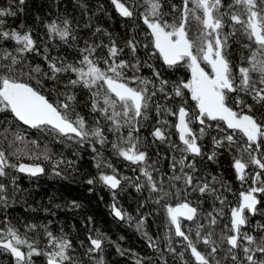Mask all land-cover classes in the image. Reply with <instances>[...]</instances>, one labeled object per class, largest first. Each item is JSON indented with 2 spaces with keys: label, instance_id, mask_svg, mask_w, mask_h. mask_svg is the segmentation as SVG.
<instances>
[{
  "label": "snow or ice",
  "instance_id": "6c2138e0",
  "mask_svg": "<svg viewBox=\"0 0 264 264\" xmlns=\"http://www.w3.org/2000/svg\"><path fill=\"white\" fill-rule=\"evenodd\" d=\"M110 2L121 17H134L135 4H128L127 0ZM25 4L26 0H13L8 7L0 8V41L10 45L0 48V112L8 111L15 120L32 128L51 129L61 138L76 139L77 143L82 144L92 137L96 143L105 145L107 137L99 126V120L96 121L95 127L89 129L86 118L74 108L77 97L73 89L77 86L88 89L91 93V111L102 116L108 122V131L116 136V140L111 144L115 155L136 165L143 177V180L137 177L134 182L129 177H120L112 163H96L98 175L88 179L87 184L100 183L112 192L113 203L109 207L114 218L129 222L133 220L131 214L116 202L117 190L122 188V181H127L136 192L147 189L149 197H155L153 202L162 205L168 224L174 228L175 236L186 242L196 264H264V235L257 237L242 231L249 223V214L255 215L260 211L258 205L261 201L256 193H264V180H261V176H264V112L259 118L254 114L264 109V0H231L229 4H225L224 0H182L180 6L171 4L172 13L178 14L171 22L163 18L161 0H144L146 7L140 13V19L147 27L148 42L142 45L145 52L150 57L158 54L157 58L169 69L183 62L191 73L190 79L171 82V85L163 78L159 69L138 58L141 44L135 37L128 39L121 48L111 33L101 27H97L92 35L107 36V44L103 40L100 43L85 40L84 47H77L76 44H70V41H78V37L73 34L71 21L64 19L61 23L53 19L45 24L48 43L41 52L30 29L23 30V25L19 29L8 28L3 19L8 16L15 17L18 12H23ZM193 22L196 25L195 35L190 28ZM226 26L231 31L225 32ZM90 27V24L85 25V28ZM238 32H242L250 43L243 45L249 52L246 57L242 56L247 66L242 63L236 73L230 60L229 41L230 37L236 36ZM56 39L74 48L79 58L69 62L59 54L52 55L49 44ZM101 48L106 49L104 57L97 55L98 49ZM125 50L131 55V61L121 58ZM33 53L41 56L45 66L37 64L31 67L26 75L41 87L50 82L51 91L57 94V103L50 102L39 88L24 82L16 75L27 54ZM201 62L210 68V72L201 66ZM101 63L103 67L100 66ZM144 66L152 70V79L126 75L125 70L138 73ZM65 74H74V78H69L64 83L62 77ZM185 90L195 102V112H190L186 106ZM229 93L234 95L232 104L241 109L240 111L234 110L229 103ZM158 94L164 103L153 105V98ZM61 96L63 99L59 98ZM245 97H251L253 103H246ZM173 101L175 107H170L168 102ZM152 106L155 107L157 116L164 113L176 117L174 127L180 145L171 143L167 135V120L158 119L157 126L151 131L154 141L167 142L174 151L181 153L180 159L173 157L169 165L170 175H157L160 173V169L155 166L157 162L148 163L147 150H142L140 138L135 135L140 131L142 122L148 120V112ZM208 121L216 122V130L219 133L212 137L214 150L207 156L209 161L216 160L215 149L224 147L226 143L229 150L235 149L238 153L232 161V168L238 180L245 181L248 175L246 169L250 165L260 170L252 177L253 186L247 191H241L239 203L230 208L229 224L224 225L226 231H222L215 239L213 226L218 224V217L224 216L223 206L226 204V198L219 192L217 184L220 189H231L215 175L208 174L210 179L207 176H197L195 161L189 159L204 155L199 141L212 127ZM196 122L200 125L198 132L192 127ZM221 122L226 128L221 126ZM124 128L128 129L126 136L122 133ZM4 131L8 133L9 129ZM11 135L14 140L9 141L10 145L24 141L18 131ZM238 135L243 138L242 144L237 141ZM31 143L36 145L37 142ZM93 151H96L95 147ZM22 152L23 149L16 148V151L6 154L0 148V177L8 175L6 169L9 167L31 176L45 171L39 164H9L8 155ZM43 158L48 160L51 157L45 151ZM61 163L72 167L71 161H56L54 173L57 176L62 174L56 170ZM102 168L111 171L106 172L101 170ZM189 190L198 191L201 195H211L221 204L219 209L213 207L207 212V228L204 224H197L195 241L182 230L181 223L182 219L196 223L200 215L198 208L186 199L190 195ZM5 191V184L0 183V203L6 205ZM173 196L185 199L175 204L167 203ZM143 206L142 202L140 207ZM71 207L78 208L80 205L72 201ZM144 228L145 217L141 216L136 221V230L147 238L148 246L155 249V240ZM257 228L264 232V224L258 223ZM96 231L95 236H88L89 247L86 255L94 260V264H105L104 257L100 254L103 252L106 237L99 230ZM47 236L49 245L53 248L52 251L43 253L47 257V264H78L70 254V240L64 237L57 239L51 232H47ZM200 242L210 251H200L197 247ZM22 245L29 249L27 253L21 250ZM225 245L227 248L223 259L218 258L217 253ZM0 249L10 253L15 259V264H31L32 256L40 254L32 243L21 238L10 226L6 230L0 229ZM116 251L120 255L125 254V250L118 244ZM168 251L174 253L176 250L169 247ZM92 254H97L98 259ZM180 255L183 259V253ZM136 264H144L143 259L138 258Z\"/></svg>",
  "mask_w": 264,
  "mask_h": 264
},
{
  "label": "trees",
  "instance_id": "16d2710c",
  "mask_svg": "<svg viewBox=\"0 0 264 264\" xmlns=\"http://www.w3.org/2000/svg\"><path fill=\"white\" fill-rule=\"evenodd\" d=\"M224 2L229 4L231 0H224ZM12 3L13 0H0V8L8 7ZM127 3L135 4L136 6L133 18L121 17L115 11L110 0H26L23 12H18L15 17L8 16L3 19H5L6 27L8 28L19 29L23 25V30L30 29L41 52H43L44 45L48 43L45 24L53 19L61 23L64 19L71 21L73 34L78 37V41H70V44H76L77 47H84L85 40L95 43H100L103 40L107 44V36L102 34L92 35L97 27H101L111 33L121 48L125 46L128 39L135 37L141 44L138 58L142 62L147 61L148 64L159 69L163 78L168 80L170 85L171 82L190 79L191 73L185 63L182 62L177 67L169 69L157 58L158 54L151 57L147 55L142 47L144 43L148 42V37L146 36L147 27L140 19V13L145 10L146 5L144 0H127ZM161 3L164 13L163 18L171 22L178 16V14L172 13L171 4L174 3L180 6L182 5V0H161ZM88 24L91 27L85 28V25ZM190 28L192 34L195 35V22L190 25ZM224 31L228 32L231 29L226 26ZM229 42L233 71L238 73V68L242 63L247 66L246 61L242 60V56L246 57L249 52L248 49L243 48V45L250 43V41L242 32H238L236 36L230 37ZM9 46L0 41V48ZM49 48L52 55L59 54L66 57L69 62H74L79 58L78 52L74 48L64 45L58 39L49 44ZM97 55L104 57L106 49H98ZM121 58L132 60L127 50L121 54ZM37 64L42 67L45 66L41 56H37L34 53L27 54L26 60L16 73L17 77L39 88L49 98L50 102L57 103L58 97L56 93L51 91L52 85L50 82L41 87L35 80L28 79L26 74L31 67ZM202 65L206 71H209L204 63ZM100 66L103 67V63ZM125 71L129 77L137 75L153 78L152 70L146 66L142 67L138 73H133L131 70ZM69 78H74V74H65L62 80L66 83ZM149 87L151 88V85ZM61 91H63L62 87ZM73 91L77 97L74 104L75 111L86 118L89 129L95 127L96 121L99 120V126L104 130V134L107 137L105 145L96 143L92 137L82 144L77 143L76 139L61 138L51 129L40 130L27 127L15 120L10 112H0V148L6 154L16 151V148L23 149L22 153L8 155L9 164L18 165L21 162H29L40 164L45 169L38 176L23 175L11 167L6 169L8 175L0 177V183L5 184L6 191L4 195L7 198L6 205L0 203V229L6 230L9 226L14 228L21 238L27 239L38 249L40 254L32 256L31 264H47V257L43 253L53 250L52 246L49 245L47 232H51L57 239L64 237L72 242L70 254L78 264H94V260L90 259L86 252L89 247L88 236H95L97 234L96 230H99L106 237L103 252L100 254L103 255L105 264H136L138 258L143 259L144 264H196L190 250L187 249L186 242L182 238L176 237L174 228H171L168 224L166 211L162 205H157L153 202L155 197L150 198L147 189L136 192L135 188L131 187L127 181H122V188L117 190L116 202L133 217V220L129 222L120 221L111 214L109 206L113 203V195L109 189L100 183L95 185L87 184L88 179L98 175V170L95 167L98 161L112 163L120 177H129L134 182L137 177L140 180H143V177L140 175L136 165H132L115 155L111 144L116 140V136L108 131V122L99 114L91 111V93L89 90L82 86H77ZM93 91H96V89H93ZM59 98L63 99L62 96ZM229 98V103L234 110L240 111L241 109H237L232 104L235 99L234 95L229 93ZM184 99L187 100L186 106L190 112H195V102L191 100L190 94L186 90ZM245 101L248 104L253 103L251 97H245ZM156 103H164L160 99L159 94L153 98L152 104ZM168 104L170 107H175L174 101L168 102ZM256 107L259 108V106ZM243 111H247V109H243ZM262 112H264V109H260L254 114L259 118ZM70 115L74 116L73 113H70ZM148 117V120L142 122L140 131L135 135L140 138L142 150H147L148 163L157 162L155 166L160 169V173L157 175L164 173L170 175L169 165L173 157L180 159L181 153L174 151L167 142L154 141L151 131L157 126L158 119L167 120V135L171 143L180 145L174 127L176 117L164 113L161 116H157L154 106L150 108ZM207 123L211 124L212 127L199 141L204 155L201 157H190L189 159H194L195 161L197 176L201 178L207 176L210 179L211 177L208 174L215 175L226 182L227 188L231 189L230 191L220 189L219 184H217L219 192L226 198V204L223 206L224 216L218 217V224L213 226L216 234L214 236L215 239L218 238L222 231H226L224 225L229 224L230 208L239 203L241 191H247L253 186L252 177L255 172L260 170L250 165L246 169L248 175L245 181L238 180L232 168L233 158L238 153L235 149L229 150L226 143L224 147L215 149L217 153L216 160L209 161L207 156L214 150L212 137L219 135V133L216 130V122L208 121ZM221 126L224 127L222 122ZM192 127L198 132L200 125L196 122L193 123ZM5 129H9V132L5 133ZM17 131L24 137V141L10 145L9 141L14 140L11 133ZM127 131V128L122 129V133L125 136ZM32 141H36V145H33ZM237 141L241 144L244 142L239 135L237 136ZM93 147H95L96 151H93ZM45 151L51 157L48 160L43 158ZM58 160L72 162V167H69L67 163L59 165L56 170L62 173L60 176L54 173V167ZM101 170L111 171L107 168H102ZM164 178L167 180V176ZM261 180H264V176H261ZM178 186L183 187L181 184H178ZM172 191L174 192L175 189ZM189 191L190 195L186 199L198 208L200 215L196 223L184 220H181V223L182 230L195 241L197 224H204L207 228L208 221L205 218L207 212L211 211L213 207L219 209L221 204L211 195H201L198 191ZM256 195L258 200L261 201L258 205L260 211L255 215H249V223L242 231L259 237L264 235V232L259 231L257 228L258 223L264 224V193H256ZM181 199H185V197L173 196L166 202L175 204L180 202ZM72 201H76L80 207H71ZM142 202L144 206L141 208ZM141 216L145 217L144 230L156 242L155 249L150 248L147 238L136 230V221ZM33 225L35 227H31ZM169 239L171 243H169ZM109 241L115 243H110ZM116 244L122 250H125L124 255H120L116 251ZM20 247L25 253L29 250L26 245ZM169 247L174 248L176 251L174 253L169 252ZM197 247L202 252L210 251L202 242L198 243ZM226 248L227 246L225 245L217 253L218 258L223 259ZM181 253H183V259L181 258ZM92 255L98 259L97 254ZM0 264H15V259L8 252L0 249Z\"/></svg>",
  "mask_w": 264,
  "mask_h": 264
},
{
  "label": "water",
  "instance_id": "95a60500",
  "mask_svg": "<svg viewBox=\"0 0 264 264\" xmlns=\"http://www.w3.org/2000/svg\"><path fill=\"white\" fill-rule=\"evenodd\" d=\"M18 122H20V121H18ZM176 122V121H175ZM22 125H24L22 122H20ZM24 126H27V127H30V126H28V125H24ZM225 128H226V126H224ZM176 131V130H175ZM179 138V137H178ZM21 163H23V164H26V165H35V164H28V163H24V162H21ZM21 163H19V164H21ZM18 164V165H19ZM17 165V166H18ZM40 165V164H39ZM41 166V165H40ZM18 173H20V174H23V175H28V176H31V175H29L28 173H21V172H19V171H17ZM38 175H40V174H38ZM37 175V176H38ZM183 220V219H182ZM184 221H186V220H184ZM9 255L11 256V254L9 253ZM12 257V256H11ZM13 258V257H12ZM14 259V258H13Z\"/></svg>",
  "mask_w": 264,
  "mask_h": 264
},
{
  "label": "flooded vegetation",
  "instance_id": "af4514ba",
  "mask_svg": "<svg viewBox=\"0 0 264 264\" xmlns=\"http://www.w3.org/2000/svg\"><path fill=\"white\" fill-rule=\"evenodd\" d=\"M115 9V8H114ZM116 11V10H115ZM203 63H201V66L203 67V65H202ZM206 65V64H205ZM206 67L208 68V70H209V72H210V68L206 65ZM178 135V134H177ZM249 215H251V214H249Z\"/></svg>",
  "mask_w": 264,
  "mask_h": 264
},
{
  "label": "bare ground",
  "instance_id": "6f19581e",
  "mask_svg": "<svg viewBox=\"0 0 264 264\" xmlns=\"http://www.w3.org/2000/svg\"><path fill=\"white\" fill-rule=\"evenodd\" d=\"M24 163L33 164V163H29V162H24Z\"/></svg>",
  "mask_w": 264,
  "mask_h": 264
}]
</instances>
